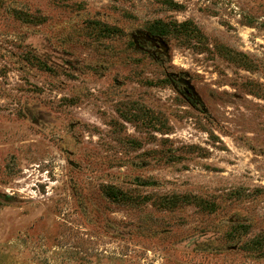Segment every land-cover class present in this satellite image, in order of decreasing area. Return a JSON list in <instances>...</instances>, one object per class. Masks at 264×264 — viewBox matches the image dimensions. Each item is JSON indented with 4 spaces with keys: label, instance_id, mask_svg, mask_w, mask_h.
Returning <instances> with one entry per match:
<instances>
[{
    "label": "rangeland",
    "instance_id": "1",
    "mask_svg": "<svg viewBox=\"0 0 264 264\" xmlns=\"http://www.w3.org/2000/svg\"><path fill=\"white\" fill-rule=\"evenodd\" d=\"M0 264H264V0H0Z\"/></svg>",
    "mask_w": 264,
    "mask_h": 264
}]
</instances>
